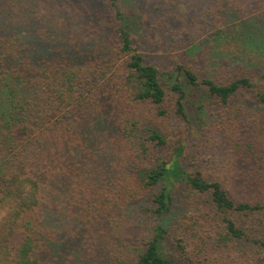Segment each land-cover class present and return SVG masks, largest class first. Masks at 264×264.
Wrapping results in <instances>:
<instances>
[{"label":"trees","instance_id":"16d2710c","mask_svg":"<svg viewBox=\"0 0 264 264\" xmlns=\"http://www.w3.org/2000/svg\"><path fill=\"white\" fill-rule=\"evenodd\" d=\"M49 2L0 0V264H264V88L178 65L203 89L169 105L117 0L63 2L101 37L74 48ZM207 10L264 30V0Z\"/></svg>","mask_w":264,"mask_h":264},{"label":"rangeland","instance_id":"374dc122","mask_svg":"<svg viewBox=\"0 0 264 264\" xmlns=\"http://www.w3.org/2000/svg\"><path fill=\"white\" fill-rule=\"evenodd\" d=\"M67 1L68 3L64 4L69 5L70 1L77 0H50L48 9L55 16L56 22L62 23L66 36L73 35L70 30L75 31L73 39L70 40L74 41L71 48L75 47L76 42L93 44L91 39H94L96 31H92V26H88L89 20H84L83 27L87 28L82 31L78 18H74V15L69 17L64 11L63 2ZM97 1L103 7L102 3L105 0ZM209 1L212 0H117L116 2L120 9L125 11L127 30L133 47L144 57L146 63L155 65L162 73L161 80L169 105L175 103L179 96L171 90V86L176 82L185 93L183 102L186 106L196 99L199 96L197 94L203 89L198 86L192 96L193 87L187 85L182 73L177 72L178 65L192 72L195 71L198 80L208 78L229 81L244 76L250 78L258 88H264V79L261 78L262 75L264 76V50H261L264 47H253V43H250L248 38L246 41L235 38L240 34L246 38L256 33L255 37L262 36L258 41H264V30L251 26L250 19L247 18L246 21L251 29H247L248 25L243 26L242 23L237 22V26L233 29L225 28L218 31L219 29L212 27L213 23L208 16ZM222 2L223 0H219V3ZM20 3L17 1V5ZM76 10L80 11L79 8ZM74 19L77 21L75 22ZM76 31L79 33L77 34ZM152 32L160 35L159 38L151 40ZM215 33L217 36H214ZM99 34L95 36L101 42ZM248 95L253 93L249 92ZM184 113L192 114L187 110ZM148 123L149 126L150 124L153 126L154 121ZM182 124L188 125L186 121ZM219 146L221 149L224 148L223 143H219ZM177 200L185 204L183 198ZM182 204L180 203L181 207Z\"/></svg>","mask_w":264,"mask_h":264}]
</instances>
